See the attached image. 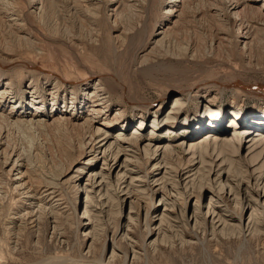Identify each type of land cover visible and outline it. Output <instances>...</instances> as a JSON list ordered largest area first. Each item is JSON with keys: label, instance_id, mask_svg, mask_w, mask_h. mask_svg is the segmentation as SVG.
Segmentation results:
<instances>
[{"label": "bare ground", "instance_id": "obj_1", "mask_svg": "<svg viewBox=\"0 0 264 264\" xmlns=\"http://www.w3.org/2000/svg\"><path fill=\"white\" fill-rule=\"evenodd\" d=\"M79 1L87 12L86 10L85 12L82 10L84 13L75 12L76 18L84 17L87 20L88 18L93 20L98 18L99 11L105 9L116 25L120 17L125 15V10H129L130 13L137 12L136 9L139 7L141 10L139 9L138 12L142 13L143 9L148 14L154 0ZM205 1L208 2L210 16L218 22L221 34L225 37L230 35L229 37L235 41L237 47H241L245 54L251 52L256 42L255 31H264V0ZM163 2L165 3L164 0ZM186 2L187 0H170L165 3L167 4L164 13L166 18L161 21L159 27L157 21L155 22L154 30L152 29L153 32L149 36L148 20L135 30L125 28L115 30L114 32L119 34L111 36L114 53L120 52L117 44L122 49L135 46L134 60L140 71L152 74L164 68L166 66L164 60L155 59L146 64L144 59L146 55L155 51V46L163 43L168 34L173 32L172 27L176 25L173 19L179 17L177 13L183 11ZM46 3L47 0H0L2 20L0 21L6 29L16 35L15 38L26 42L25 44L28 43L29 48L34 51L36 41H34L33 33H29L26 27L31 23V18H37L48 27L49 22L46 18L49 14ZM16 5L22 6L21 10L24 8V12L20 11L21 13L18 14ZM74 9L78 11V5L74 6ZM33 26L32 28L37 31V28ZM67 29L70 30L68 27ZM67 29H57L60 38L57 40L52 38L51 42L68 48L78 57L75 64L85 72L86 84H79L66 75L61 76L40 70L42 68L38 71L41 72L44 83H34L35 81L31 79L28 84L20 86L18 91L12 89V82L0 79V195L5 189H9L17 198L12 197V200L16 199V211L10 210L7 215L9 221L7 228L11 230L10 233L31 227L35 224L38 215L48 209L54 212V208H58L57 202H60V198L56 200L59 197L57 194L59 188L65 184L71 185L80 181L76 196L79 190L83 193L80 201L81 214L78 217L81 216L80 218L86 220V222L81 221L80 226L88 228V231L84 232L89 236L88 240H91L86 252L88 256L92 254L97 242L105 236L107 229H110L106 228L107 223L113 224L114 219L121 218L126 208L129 210L127 214L125 211L123 216L125 225L122 229L125 228V230L121 239L122 242L133 243L130 246L133 250L132 263L140 259L141 255L135 249L137 243L132 240V235L134 229L140 224L141 214L139 213L142 210H146L144 226L147 234H153L155 231L158 235L157 239L149 243L150 246L163 244L168 239L167 232H171L173 227L194 224L197 230H201L207 220L210 223L211 235L215 237L241 238L264 235V113H259L260 117L255 120L254 116L250 118L244 115L243 117L242 112L236 107L223 112L224 110L216 108L209 95L203 94L200 98L204 105L201 115H186L182 119L180 115L188 106L186 96L196 95L199 92L198 89L196 91L193 88H186L177 91L178 95L173 98L167 111L161 115H158L156 108L159 104L163 105L172 92L166 93L161 100L153 103L132 104L133 110L139 112L140 116L133 130L128 133L133 125L131 119L127 118L126 111L122 109H118L114 116H111V103L107 90L105 92L102 76L81 63L77 50L84 49V42H81V37L70 35L73 31H68L69 34ZM95 30L93 31L96 33L91 34L93 43L100 40L102 32L98 25ZM12 37L14 36H10ZM186 51L188 52V49ZM17 56L19 55L7 48L0 52V58L9 65L19 61ZM44 74L52 75L55 80L45 78ZM60 86L71 90V95L74 97L70 99V106H66L62 98L64 95L61 94L63 88ZM152 111L155 113L152 121L142 115ZM253 114L257 113L253 112L251 116ZM226 115L229 121L227 127H223L222 119ZM178 125L181 127L177 128ZM182 127L196 136L202 131H209L199 139L189 140L188 135H185L179 143H174L169 135L172 134L170 131ZM166 129L167 131L164 132ZM22 130L32 135L28 140L29 150L20 151L12 145L11 132H22ZM114 130H117L116 133L112 132ZM162 132L167 140L158 144L154 143L155 137ZM43 135L48 136V143L53 144L51 150L56 159V176L50 175L45 179L36 176L35 171L31 172V166L28 165L30 161L27 159L28 156L31 157L35 146L46 145L40 138ZM145 135L148 137H144ZM179 147L184 148V154L179 151ZM147 165L150 166V173H153L152 178L148 177L149 173L141 175L142 169ZM148 182L149 187L154 191V196L160 197V189L164 190L158 205L154 204V212L150 217L146 208L148 203L145 206L138 204L137 201L141 198L139 197L138 200L137 195L135 196V194H146L144 188L145 183ZM225 191L234 207L246 213L247 218L241 217L237 220L231 218L229 206L225 205L223 196ZM196 192L207 194L204 207H202L201 199L196 198ZM83 195L86 199L85 205L82 206ZM1 199L3 198L0 197ZM77 203L76 200L71 203L68 201L67 204L70 205L68 209L77 211L79 208L76 206ZM160 205L163 207L162 210L158 207ZM204 210L207 212L204 213ZM3 213L1 202L0 215ZM54 213L55 216L56 213ZM181 242L189 243L186 240ZM117 251L116 248L112 250L109 264L115 261V258L119 259ZM122 258L126 264L130 260V254L123 252ZM88 259L83 257L81 260L88 262ZM43 260L48 262L40 261L37 264H63V261H52L56 258ZM70 260L71 263L75 262ZM100 260L96 259L95 264L98 263L96 261L100 263Z\"/></svg>", "mask_w": 264, "mask_h": 264}, {"label": "rangeland", "instance_id": "obj_2", "mask_svg": "<svg viewBox=\"0 0 264 264\" xmlns=\"http://www.w3.org/2000/svg\"><path fill=\"white\" fill-rule=\"evenodd\" d=\"M164 1L168 3L170 0ZM165 3L163 0H154L152 2L153 6L151 5V11L149 10L148 14L143 9L142 13L138 12L139 7L136 9L137 12H131L132 14L129 10H125V15L123 14L124 16L122 15L115 25L113 18H109V12L105 9L97 13L98 18H91L93 20L88 18L87 20V18H81L77 15L78 18L75 17V12L84 13L85 10L87 12V9L78 0H47L46 7L49 15L46 19L49 22L48 27L43 22L38 21L37 18H31V23L27 24L26 27L29 33H33L34 41H36L35 51L29 48L28 43L25 44L26 42L19 41L15 38V34L6 29V26L1 22L0 14V50H2L0 52L5 51L7 48L19 55L17 56L19 61L13 65L5 63L0 58V79L12 82V89L18 91L21 88L20 86L28 84L31 79L35 81L34 83H44L42 81V74L38 71V69L42 68L40 70L56 73L61 76L66 75L69 79L75 80L79 84H86L87 76L85 72L75 64L78 57L68 48L51 42L52 38L53 40L60 38L57 34V29H67L68 27L70 30L67 29V32H74L71 34L68 32L70 35L79 36L81 37V42H84V49L77 50L81 63L102 76L101 79H103L105 92L107 90L106 93L111 103V116L113 117L118 109H122L126 111L127 118L131 119L133 125L129 128L128 133L133 130L140 116L139 112L133 110L134 106L132 104L153 103L161 100V97L166 93L172 92L169 99L163 105L159 104L156 108L158 115H161L170 107L173 98L178 95L177 91L186 88L198 89L199 92L196 95L186 96L188 106L184 108L180 115L182 119L186 115L192 116V114H195L196 116H200L202 108H204L200 98H202L203 94H207L216 108L224 110L223 112L231 107H236V109L242 112L243 117L244 115H248L250 118L254 116L255 120H257L260 117L259 113H264V31H255L256 42L251 52L245 54L241 47H237L235 41L229 37L230 35L225 37L221 34L218 22L210 16L208 2L205 0H187L182 9L183 11L181 10L182 12L177 13L179 17L173 19L176 21V25L172 27L173 32L168 34L163 43L161 42L160 45L154 47L155 51L152 54L146 55L144 63L147 64L149 61H154L155 59L164 60L166 63L164 68L156 70L152 74L140 71L134 60L135 46H132L133 48L131 47L130 49L129 47L122 49L117 44L120 52L118 54L114 53L111 45V36L119 34L115 33V30H122L124 28L126 30H135L137 27L140 28L145 20H148L147 30L149 36L154 30L153 25L157 23L159 27L161 21L166 18V14L164 13L167 4ZM76 5H78V11H74V6ZM15 7L18 14L22 11L24 12V8L21 10L22 6L16 5ZM91 21L92 23H90ZM33 25L37 28V31L32 28ZM97 25L102 32L100 33V40L97 43H93L91 42V34L96 33L93 30L97 28ZM71 26L73 27L71 28ZM10 36L14 37L10 38ZM11 44L13 45L11 46ZM186 49H188V52ZM44 75L46 76L45 78L48 77L50 80H55L52 75ZM60 87L63 88L61 89V94L64 95L62 98L66 102V106H70V99L74 97L71 95V90L65 86ZM253 112L257 114L251 116ZM142 115L151 121L155 117L154 111ZM222 120L223 127H227L229 117L227 115L223 116ZM179 127L181 126L178 125L177 128ZM177 128L175 130L172 129L170 131L172 134H169L174 143H179L185 135H188L189 140L199 139L209 131H202L201 134L196 136L190 130H184L183 127ZM254 129L256 128L254 127ZM116 131L112 132L116 133ZM166 131L167 129L164 130V132ZM20 132H11L12 145L19 148L20 151L24 149L29 150L30 144L28 140H30L32 135L26 133L24 130ZM158 135L155 137L154 143L158 144L167 140L163 132ZM47 137L45 135L43 137L40 136L46 145L40 146L38 144V146H35L34 151L30 155L31 157L28 156L27 158L30 161L28 165L31 166H29L31 172L34 173L35 171V175L42 179L55 175L56 159L53 156V150H51L53 144L48 143L49 139ZM144 137L147 138L148 136L145 135ZM179 151L184 154L183 147H179ZM142 172L141 175L149 173V178L153 176V173H150L149 165L145 166ZM79 182L76 181V183L71 185L65 184L59 188V192L57 193L59 197L56 200L60 198V202H57L58 208H54L55 216L57 217L53 215L54 212L52 210L48 209V211L38 215L35 224H33L34 227L33 225L31 227L28 226L26 230L19 231L20 233H10L11 230L7 228L9 225L7 215L10 210L12 212L16 211L17 203L15 200L17 198L13 194V191L10 192L9 189H5L6 191L4 190L1 193L0 197L3 199L0 201L4 209V213L0 215L1 264H37L40 261L43 262V259L47 260L48 258H56V260L52 261H63V264H76L75 262L79 264H95L96 259H101V262L96 261L98 262L96 264H101L102 262L109 264L108 260L114 248L118 250V256L121 258L123 252L130 254V260L126 264H264V235L243 236L241 238H236L237 236H228L229 238L227 236L215 237L211 235L209 220L206 221L207 223L201 230H197L194 224L173 227L171 228V232H167L169 240L167 239L159 246H150L149 243L157 239L158 235L155 231L153 234H147L145 230L146 210H142L139 213L141 214L139 218L141 219L140 224L134 229L132 235V240L137 243L135 249L141 254L139 256L140 259L132 263L133 250L130 246L133 243L131 241L125 243L121 239L125 230V228L122 229L125 225L123 216L125 215V211L127 214L128 208L124 209L121 218L116 216L118 218L114 219L115 224L107 223L106 228L110 229H107L105 236L97 242L92 254L88 256L86 252L91 240H88L89 236L84 233L88 231V228L80 226L81 221L86 222V220L80 218L81 216L78 217L81 214L80 201L83 193L82 190H79V194L76 196ZM145 184L144 190H146V194H135V196H138H136L138 200L141 198V201H137L138 204L141 203L145 206L148 203L146 208L150 217L154 212V204L158 205L159 199L163 197L164 190L160 189V197L154 196L153 189L149 187L150 183ZM4 192L6 193L4 194ZM195 194H197L196 198L201 199L202 207H204L207 201V194L205 195L203 192H196ZM223 196L225 197V205H228L231 211V218L237 220L241 217H248L246 213L240 211V208L234 207V204L227 196V191H225ZM12 197L16 199L12 200ZM85 197V195L82 196V206L85 205ZM148 198L150 199L148 200ZM75 200L78 202L76 206L79 208L77 211H71L70 208L68 209L70 205L67 202L71 203ZM158 207L160 210L163 209L161 205ZM206 212L207 210H204V213ZM115 230L116 233H114ZM182 240H186L189 243H182ZM82 256L86 259H91L85 262L81 260ZM120 257L119 259L115 258V261L110 264H123L124 260L123 258L121 260ZM69 260L75 262L71 263ZM65 261L68 262L66 263Z\"/></svg>", "mask_w": 264, "mask_h": 264}]
</instances>
